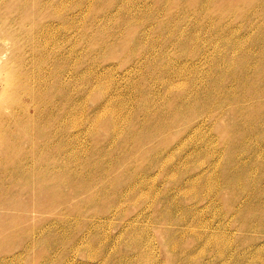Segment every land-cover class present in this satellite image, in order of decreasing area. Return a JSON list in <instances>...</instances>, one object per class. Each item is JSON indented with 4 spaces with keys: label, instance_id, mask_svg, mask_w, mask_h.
<instances>
[{
    "label": "rangeland",
    "instance_id": "374dc122",
    "mask_svg": "<svg viewBox=\"0 0 264 264\" xmlns=\"http://www.w3.org/2000/svg\"><path fill=\"white\" fill-rule=\"evenodd\" d=\"M0 97V264H264V0H0Z\"/></svg>",
    "mask_w": 264,
    "mask_h": 264
},
{
    "label": "bare ground",
    "instance_id": "6f19581e",
    "mask_svg": "<svg viewBox=\"0 0 264 264\" xmlns=\"http://www.w3.org/2000/svg\"><path fill=\"white\" fill-rule=\"evenodd\" d=\"M7 81L8 80L6 79L5 83H4L5 86H3L2 92L5 94H9V95H7L9 97L12 94H15V90H14V88L11 89L12 88L11 85H7ZM9 87H11V88H9ZM8 97H7V102L8 103L9 102H11V103L16 102V105L13 107H9V109L6 107L8 110L5 108L6 111L4 110L5 112L3 111L0 113V118L5 120V122L8 124L7 126L14 125L15 126L14 129H16V130L7 129L6 126H4V127L1 126L0 127V131H1L0 132V138L5 140L4 144L7 146L6 150L8 152V155L12 156L11 157L12 159L15 158V157H13V154H15V152L19 151L21 153L19 154L18 157H16L13 160L14 161L13 166H10V165L8 167L5 166L4 172L6 175L9 176V178L11 180L15 181L17 178H21V182H22V181H25V180L29 179L30 177H32L35 173L36 168H38L39 160H38V157L36 154V152L38 150L36 149L37 144L34 141V138L27 134V128L24 125H21V123H19V120L22 121L23 119L26 122V120L30 117L29 112L28 113L24 112V114L22 115L18 111V108L22 105V103L19 104L14 97L11 98L10 100L8 99ZM21 99H19V100H21ZM22 100H21V102H23ZM22 108L25 111V105H22ZM2 109L3 108H1V110ZM13 115L15 117H11ZM26 124H27V122H26ZM10 130H12V131H10ZM23 136L26 137L28 141H30L29 147H26L24 149L21 147V143H20V139ZM31 174H32V176H31Z\"/></svg>",
    "mask_w": 264,
    "mask_h": 264
}]
</instances>
